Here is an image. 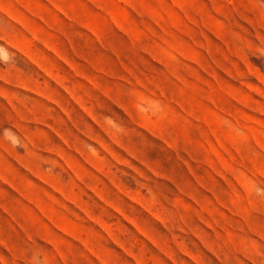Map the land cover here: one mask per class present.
<instances>
[{
    "label": "rangeland",
    "instance_id": "1",
    "mask_svg": "<svg viewBox=\"0 0 264 264\" xmlns=\"http://www.w3.org/2000/svg\"><path fill=\"white\" fill-rule=\"evenodd\" d=\"M0 264H264V0H0Z\"/></svg>",
    "mask_w": 264,
    "mask_h": 264
},
{
    "label": "clouds",
    "instance_id": "2",
    "mask_svg": "<svg viewBox=\"0 0 264 264\" xmlns=\"http://www.w3.org/2000/svg\"><path fill=\"white\" fill-rule=\"evenodd\" d=\"M4 46L3 43H0V47Z\"/></svg>",
    "mask_w": 264,
    "mask_h": 264
}]
</instances>
